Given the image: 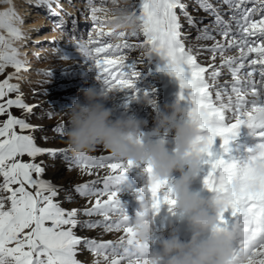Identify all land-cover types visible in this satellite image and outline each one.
<instances>
[{
  "label": "snow or ice",
  "instance_id": "1",
  "mask_svg": "<svg viewBox=\"0 0 264 264\" xmlns=\"http://www.w3.org/2000/svg\"><path fill=\"white\" fill-rule=\"evenodd\" d=\"M40 4L51 10L50 0H40ZM88 4L95 37L90 34L76 44L94 62L96 79L106 91L132 90L135 99L140 91L135 85L140 75L137 65L147 58L145 49L161 53L165 70L179 80V99L190 104L188 119L202 133L194 146L204 156L202 164L210 165L203 184L224 204L214 231L225 232L232 239L231 264H241L245 248V264H264V176L254 171L258 161L264 163V0H196L193 12L203 11L210 18L207 23L188 11L186 0H139L130 6L141 21L135 32L105 30L111 21L98 14L106 7L96 6L94 0ZM17 23L23 21L14 7L0 11V29L9 37L0 35V74L6 67L15 69L0 81V264H82L78 254L84 249L95 257L93 264H156L149 242L141 244L135 236L118 195L126 174L139 165L112 156L102 146L93 155L72 158L68 167L91 178L74 187L85 199L80 208H64L58 199L61 186L44 178L46 161L38 158L67 159L68 149L37 144L33 133L41 126L30 123L28 117L39 105L27 104L19 84L10 82L28 70L12 43L24 38ZM63 23L61 20L56 26ZM185 24L197 32L195 44L186 43L191 33ZM137 50L139 56L133 57ZM202 54H207L206 66L198 62ZM224 75L230 79L221 83ZM148 95L145 91L144 97ZM13 108L21 110L22 116L14 115ZM226 120L230 121L227 126ZM241 126L260 139L255 149H249L254 154L243 166L213 151L215 138L220 137V148L228 153ZM67 129L66 122L53 131L62 138ZM144 135L141 133V143ZM145 165L149 182L140 189V199L150 197L153 223L165 205L171 215L181 216L169 180L154 177L151 163ZM234 181L239 185L237 193L231 191ZM249 185L255 190L250 191ZM65 199L71 202L73 197L69 194ZM229 210L231 223L224 215ZM78 228L100 229V236L117 238L81 236Z\"/></svg>",
  "mask_w": 264,
  "mask_h": 264
},
{
  "label": "bare ground",
  "instance_id": "2",
  "mask_svg": "<svg viewBox=\"0 0 264 264\" xmlns=\"http://www.w3.org/2000/svg\"><path fill=\"white\" fill-rule=\"evenodd\" d=\"M68 1L69 0H50L52 6L50 10L47 6L40 4V0H11V3H4L3 0H0V11H4L9 7H14L17 15L23 21V23H17L16 26L21 29L24 38L20 40H13L12 43L13 46L18 50L19 58L22 61L28 58V53L30 50H32L34 53V55L30 57V59L33 58V65L30 66L32 68L27 74L30 75V78L32 77V79L36 74H38L36 71L33 72V70L36 68L38 69L41 64L47 63L48 59L44 60L43 62L37 60L38 55L41 54L43 50L40 51L41 47H34L31 42L35 41L34 39H41L39 41H43V37L51 36V34H48V32L46 33L43 31V34L41 35L42 32L37 33L36 31L39 30V28L43 29V27L46 26H43L45 22L48 25H53L50 24V22L55 17L58 22L62 20L64 22V26L68 27L70 24L71 26H74L73 18H76L75 11L72 7H70V4H64V2ZM138 2L139 0H135L132 3L128 2L127 5H124V2H122L121 6L130 7L131 5H135ZM186 3L188 4V11L190 13L197 17H203L204 22H208V19L210 18H208L203 11L193 12V9L196 6V0H186ZM76 4L80 5L78 0H76L74 6ZM67 12H71L69 14L70 18H67ZM45 13H48L46 17ZM50 16L52 17L48 19ZM75 21L76 24L74 27L77 26L78 30H81L84 24H86L83 16H80V18L76 19ZM107 29L108 27L105 28V30ZM185 29L191 33L189 40L186 43L189 45L195 44L197 32L195 30L187 29L186 24ZM36 33L40 35H37ZM0 35L4 36L6 39L9 38L5 29H0ZM113 40V42H115V38ZM135 42L139 43L140 41L137 40ZM43 47H46L45 50L50 49H48V46L46 45H43ZM139 54L140 52L137 50L132 53V56L137 57ZM198 62H201L206 66L209 62L207 54H202L198 58ZM217 63H219V61H217ZM137 70L140 72V75L136 78L135 85L140 91L137 93L136 98H132V90L114 89L108 91V100L105 106L111 109L114 119L132 116L142 120L143 126L141 130L145 134L144 138L151 139L153 141L163 139L171 151L175 144L174 135L164 134L163 132L158 135H154L153 129L155 127V119L159 113L163 111L166 105L179 102L184 108V114L179 119L186 121L187 119L184 120V116L187 114L190 104L186 100L179 99L181 92L180 86L176 88L173 87L174 83L178 79L175 76L168 74V72L165 70L164 62L160 61L158 58H153L151 62L145 58L142 64L137 65ZM14 72L15 69L11 66L6 67L5 72L0 74V81ZM96 73V68H94L86 60L80 58L65 70L59 72L56 71V73L51 71L40 72L38 74L39 78L36 83L29 82L30 79H28L27 82H22V85H20V90L23 93L25 102L29 105H39V107L34 108L33 114L28 117L30 123L41 126V130H37L33 133L39 146L45 148L67 149L65 143L66 135L61 138L59 134L53 132L51 130L53 128L52 122L55 123L54 126L57 124L66 123L63 111H65L73 103L81 88L94 86L98 91L105 90L102 82L96 79ZM173 78L174 81L169 85V87H172L173 90L179 92L176 97L173 94L169 95V91L172 89L165 87V82L163 83L165 79L168 82ZM227 79H230V77L224 75L220 78V82L223 83ZM16 80L17 79L14 77L10 82L17 84ZM145 91L149 93L148 97L155 101L154 105L144 103L142 101ZM11 95L12 98H14L15 94ZM11 111L18 117L22 116L21 110L13 108ZM46 113H51V116L47 115ZM229 123L230 121H225L226 126ZM45 136L48 137L47 140L42 139V137ZM259 142L260 139L252 134V130L250 128L247 126H241L238 135L235 137V139L230 141V151L228 153H223L222 149L220 148L222 143L220 137L215 138L213 151L222 155L225 160H235L239 165L243 166V164L247 162L248 158L254 154L253 152H250L249 149H255ZM95 151L96 149L89 153V155L95 154ZM67 155V159H63L60 156L56 157L54 160L48 156H43L38 159L46 161L47 170L44 178L52 181L58 186H61L62 190L60 191L58 199L62 202V206L66 209L80 208L85 204V199L80 197L74 191V187L77 184L86 182L91 178L81 175L79 170L74 167L69 168L68 163L72 158L75 157L70 153L69 150ZM205 158L207 159V157ZM24 159L28 160V157H24ZM145 166V164H140L138 167H133L130 169V171L126 174V179L118 186V195L121 206L125 209L131 221L134 220L136 214L140 212L141 205L143 203V200L140 199V189L145 187L149 182L148 174L144 172ZM209 169L210 165L201 164L198 175L191 185V190L193 192L198 193L205 198L215 195L214 192H211L205 188L203 184L204 177L207 175ZM179 175V172H174L172 178L169 180V183L172 184L174 180L179 177ZM69 194H71L73 197L71 202H68L65 199V197ZM224 215L228 218L230 216V210L225 212ZM76 231L81 236H88L97 239L108 240L117 238L116 235L113 234H105L100 236V229L85 231L78 228ZM172 232H175V234L183 242L189 241L192 234L187 220L181 217L179 214L175 216L171 215L167 210V206L165 205L161 208V212L158 216H156L153 223V239L149 241V251L151 253L159 251V241L163 238H167ZM210 236V232L204 233L202 234L201 239L206 240L210 238ZM78 259L82 261V264H93L95 257L88 250L84 249L78 254Z\"/></svg>",
  "mask_w": 264,
  "mask_h": 264
},
{
  "label": "clouds",
  "instance_id": "3",
  "mask_svg": "<svg viewBox=\"0 0 264 264\" xmlns=\"http://www.w3.org/2000/svg\"><path fill=\"white\" fill-rule=\"evenodd\" d=\"M114 7H106L104 15L111 21L108 30L135 32L140 26V17L132 14L127 6H120L119 0H112ZM128 0H124V5ZM149 59L158 58L163 62L161 53H152L145 49ZM108 91L97 90L94 86L81 88L73 103L63 111L68 124L65 143L74 157L93 152L102 146L109 154L137 165H152V175L160 180H170L174 172L180 175L171 184L176 197L175 209L187 220L191 229V238L187 242L170 233L159 241V251L153 253L156 264H231L233 260V241L225 232L214 231L219 213L224 204L217 199V194L205 198L191 190L204 156L199 147L194 146L202 133L190 120L179 118L184 108L179 102L166 105L155 119L153 134H173L174 148L170 151L165 141L145 139L140 142L143 121L132 116L113 118L111 109L106 107ZM144 103L151 104L153 99L143 97ZM155 102V101H154ZM255 174L264 176V163L257 162ZM249 190H255L249 185ZM233 193L239 192V185H231ZM151 199L145 196L141 205V215L131 221L135 236L141 242H149L153 237ZM211 233L210 238L202 240L204 233ZM248 250L240 254L241 264H245Z\"/></svg>",
  "mask_w": 264,
  "mask_h": 264
},
{
  "label": "rangeland",
  "instance_id": "4",
  "mask_svg": "<svg viewBox=\"0 0 264 264\" xmlns=\"http://www.w3.org/2000/svg\"><path fill=\"white\" fill-rule=\"evenodd\" d=\"M80 5H75L76 0H69L68 2H64L67 4H70V7L73 8V10L75 11V17L73 18L74 20L80 18V16L84 18V21L86 22V24H84L83 28H81V30H78V27H74L71 26V24L67 27V26H62V27H57L56 24L58 22V20H56V17L52 19V21L50 22V24L53 25H46L45 27L39 28V30H37L36 32L41 33V35L43 34V31H45L46 33L48 32V34H51L50 37H43L44 40L43 41H39L41 39H33L35 41H32L31 44L34 45V47H41V50H43V52L41 54L38 55L37 60L43 62L44 60L48 59L47 63L41 64L40 67L37 69H34L33 72H37L38 74L42 71H51L56 73L62 70H65L67 68H69L70 65L74 64L75 61L77 59H84L87 62H89L94 68V62L91 60V58H89L88 56H86L84 53H82L79 48L78 45L76 43H78L81 38L83 39V41H86L88 39V36L91 34L93 37H95V31L93 29V22L90 19V8H89V4H88V0H78ZM135 0H128L129 3L134 2ZM120 2V6L122 4V2H124V0H119ZM62 3V1H61ZM94 3L96 6L100 7V6H104V7H109L112 8L114 7V5L112 4V0H94ZM106 5V6H105ZM61 8V7H60ZM71 12H67V18H70V14ZM45 17L47 16L48 13H45ZM103 13H99L98 15L102 16ZM78 16V17H77ZM52 16H50L48 19H50ZM106 27H108V24H106ZM105 27V28H106ZM108 30V29H107ZM119 31V30H118ZM36 33V34H37ZM34 34V33H32ZM31 34V35H32ZM35 34V36H36ZM40 35V34H37ZM32 39V40H33ZM67 39V40H66ZM85 39V40H84ZM112 40L114 39L111 38ZM114 41V40H113ZM41 42V43H39ZM43 45L48 46L49 50H45L46 47H43ZM31 52V54H30ZM30 52L28 53V58L26 60H23L24 63L26 64L27 67V71H21L18 76L20 77V79L16 80V83L20 85H22V82L25 81L27 82L28 79H30L29 82L31 83H36V81L38 80L39 76L38 74H36L33 79L32 77L30 78V75H27L28 72L31 70L33 64V58L30 59V57L32 55H34V53L32 52V50H30ZM45 52V53H44ZM33 53V54H32ZM20 59V58H19ZM58 61V62H57ZM63 61V62H62ZM55 63V64H54ZM163 72V71H161ZM175 78V77H174ZM174 78L169 80L168 82L166 81V79L163 81V83L165 82L164 86L171 88L172 90L169 91V95H174L175 97L179 94L178 91L173 90L172 87H169V85L171 83H173ZM180 83L177 80L173 87H179ZM177 93V94H176ZM190 107V106H189ZM188 107V108H189ZM47 115H49V113H46ZM51 116V115H49ZM188 120V115L186 114L184 116V120ZM49 124V123H48ZM55 123L52 122V127L54 128ZM53 128L51 129L53 131ZM50 132V131H49ZM54 132V131H53Z\"/></svg>",
  "mask_w": 264,
  "mask_h": 264
}]
</instances>
